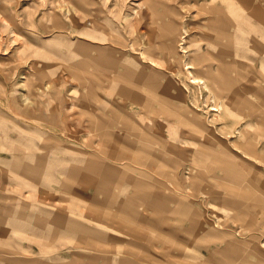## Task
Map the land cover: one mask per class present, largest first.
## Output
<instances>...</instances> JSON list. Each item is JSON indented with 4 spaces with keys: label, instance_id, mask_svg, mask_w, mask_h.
<instances>
[{
    "label": "rangeland",
    "instance_id": "1",
    "mask_svg": "<svg viewBox=\"0 0 264 264\" xmlns=\"http://www.w3.org/2000/svg\"><path fill=\"white\" fill-rule=\"evenodd\" d=\"M219 8L236 19L249 10L244 0H0V264H264V41L239 57L237 83L220 81L226 90L251 78L262 121L248 143L227 133L248 117L210 110L213 94L185 69L212 55L206 10ZM147 31L176 35V71L142 60ZM197 124L228 143L192 153ZM228 230L244 259L224 250Z\"/></svg>",
    "mask_w": 264,
    "mask_h": 264
},
{
    "label": "bare ground",
    "instance_id": "2",
    "mask_svg": "<svg viewBox=\"0 0 264 264\" xmlns=\"http://www.w3.org/2000/svg\"><path fill=\"white\" fill-rule=\"evenodd\" d=\"M261 1V0H259ZM244 6L246 9H249L248 11H244V15L241 19H236L237 15L234 10V8H228V11H223L222 8H219L218 11L213 10H206V13L209 14L210 21L209 24H206L207 27V34L210 37L214 38L213 44H206V48L212 52V55H208L201 51L199 55H196L197 60L194 58H191L190 61L187 62V65L185 66L186 72L191 75V82H200V87L205 89H208V94L212 93L213 98L215 100L214 103H209L208 107L210 110L219 111L220 112H228L230 111L239 116L242 117H248L245 121L239 123L236 127L234 126L233 129L228 130L227 133H233L234 136L232 138L233 141L239 142L241 144L248 143L250 138H253L248 131L251 129L253 124L255 122L262 121L261 115L258 118H255V111H254V104L252 96L254 94V88L252 84L250 83L251 78L249 77V74H246L245 76H242L246 83L239 85L240 88L237 87H231L226 88V90H222L221 88V79L224 82H227V84H231L232 80H235L237 83L239 78L236 75H232L231 71H236L239 66V57H243L246 62L250 60L248 56L249 50L252 49L251 46L256 41H264V6L260 3H250L248 0H244ZM251 8V10H250ZM226 12L230 14L229 18H225L220 16V12ZM258 19L259 25L252 27V29L256 32L255 35L251 34L250 36H246L242 34L239 36L238 30L244 26V24H248L250 20ZM177 24V23H176ZM152 34L150 31H147L146 37L142 40V43L146 44L145 48L141 49V57L143 61H146L153 67V69L158 72V67L160 64L165 65L171 73L173 71H176V67L179 66V58L177 56V50H176V35L173 33L165 32V34L161 35L162 39H157L158 34H155L153 37H151ZM100 39L104 40L103 37H99ZM171 40V43L169 42ZM238 40V41H237ZM242 42H246L248 45H243ZM183 43V42H181ZM184 44V43H183ZM185 47V46H184ZM187 48V47H186ZM185 48V49H186ZM187 51V50H184ZM188 52V51H187ZM221 54L230 56L231 59L226 60L222 64L219 62H213V57L216 58L220 56ZM93 62L100 63L101 65L109 64V61L112 62V60L106 59L103 56L95 55L94 58H92ZM168 64V65H167ZM196 66H199L201 71H204V74L206 75L207 79L205 81H202V79L199 77V75L195 74L190 70V68H195ZM140 69V68H139ZM142 78L144 81H150L147 74H144L143 71H140ZM174 81V79H171ZM202 82V83H201ZM175 83V82H174ZM195 100L196 98V91L193 93ZM178 96L179 100L185 101L182 96ZM217 100V101H216ZM144 108L146 109V112L149 113V105L147 103H143ZM187 107L188 105L185 103L179 105L177 104V107L174 110V115L178 117L180 114L183 113V108ZM232 108V109H230ZM195 109L197 111H200L199 104L195 106ZM230 109V110H229ZM264 113V111H262ZM169 115H172L171 113H168ZM195 116V115H194ZM217 118L220 117L216 116ZM150 120V119H149ZM92 125L94 123L89 120ZM149 123V122H147ZM223 122L219 125L226 126ZM217 125L216 127H218ZM198 129L200 130V136L198 139L193 141V143L200 146V148H193L190 149L192 153H200V154H206V155H213V152L206 151L207 148L211 147V145L208 144V141H212L213 143H218L220 145H226L228 143V140L225 138L220 137H213L214 131H212L210 128L199 127L197 124ZM194 130V129H193ZM141 131L146 132L147 134H151L154 136L153 133L148 132L145 128ZM173 134L174 132H170ZM164 136V132L162 134ZM157 136V135H156ZM154 136V138H156ZM255 136V135H254ZM6 137V135H5ZM160 137V136H158ZM167 137V136H166ZM143 139V137H142ZM160 139V138H159ZM257 140V139H256ZM219 149V148H218ZM249 153L252 156L259 157L256 153V151L252 148H249ZM222 150H215L216 152H220L224 155V152H221ZM229 153L232 154L233 158L238 156L236 152L233 150L229 151ZM260 158V157H259ZM228 160H231L230 158ZM54 161H48L47 165L52 166ZM30 166L26 165V168H29ZM225 167L231 173L235 172L237 166L236 164L232 163L231 161L225 162ZM31 168V167H30ZM258 183V181H256ZM256 186V185H255ZM257 189H259L261 192L264 191L263 187L256 186ZM256 190V189H255ZM86 216V215H85ZM88 218V217H87ZM6 224V223H5ZM118 230V229H117ZM229 231V230H228ZM230 233L222 232L225 234V245L227 246L224 248L227 252H232V255L234 258L242 257V248H247L244 245L239 244L236 240H234V235L231 231ZM250 240L249 244L252 246L250 247L252 250L257 251L258 244L256 242L257 239H259V235H256L254 233H250ZM260 240V239H259ZM261 243H264V239L261 240ZM239 251V252H236ZM237 261L234 260V262Z\"/></svg>",
    "mask_w": 264,
    "mask_h": 264
},
{
    "label": "crops",
    "instance_id": "3",
    "mask_svg": "<svg viewBox=\"0 0 264 264\" xmlns=\"http://www.w3.org/2000/svg\"><path fill=\"white\" fill-rule=\"evenodd\" d=\"M42 111V110H41ZM2 137H1V135H0V139H1ZM45 157V156H44ZM41 160H43V159H41ZM48 160V158L46 157V160L45 161H47ZM26 165H28V166H30L29 168H26ZM24 169H28V170H30V169H34V166L31 164V163H25V165H24Z\"/></svg>",
    "mask_w": 264,
    "mask_h": 264
}]
</instances>
